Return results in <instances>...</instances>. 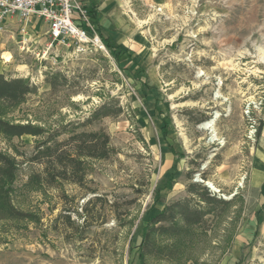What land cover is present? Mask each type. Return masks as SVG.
I'll return each mask as SVG.
<instances>
[{
    "label": "rangeland",
    "instance_id": "374dc122",
    "mask_svg": "<svg viewBox=\"0 0 264 264\" xmlns=\"http://www.w3.org/2000/svg\"><path fill=\"white\" fill-rule=\"evenodd\" d=\"M107 2L96 25L119 58L74 40L49 48L43 23L26 42L24 25L0 32V73L38 87L10 119L54 129L105 100L122 106L87 127L103 128L114 151L89 160L85 186L65 183L67 200L62 187L25 188L41 165L21 164L15 202L41 220L0 221V264H264V0ZM57 73L67 80L52 88ZM36 139L1 137L0 151L31 154ZM191 180L230 208L180 252L142 259L148 214L187 197Z\"/></svg>",
    "mask_w": 264,
    "mask_h": 264
},
{
    "label": "trees",
    "instance_id": "16d2710c",
    "mask_svg": "<svg viewBox=\"0 0 264 264\" xmlns=\"http://www.w3.org/2000/svg\"><path fill=\"white\" fill-rule=\"evenodd\" d=\"M85 7L96 23L97 12L94 5ZM100 36L105 46L116 52L115 56L119 58L121 49L114 46L101 32ZM60 76L64 81L67 80L64 75L58 73L48 75L46 80L53 88L56 87L57 77ZM37 90L38 87L29 78L0 73V138L23 135L37 138L31 154L19 151L17 147H14V153L0 151V221L38 223L41 220L37 213L24 210L15 202V182L22 163L41 165L40 170H33L28 175L25 188L46 193L49 188L62 187L61 198L67 200L68 194L63 189L65 183L85 186L89 160L106 159L114 151L110 135L103 128L90 130L87 127L103 117L121 113L122 106L111 102L115 99L103 101L83 119L70 120L54 129L10 119V111L20 106L29 94L36 93ZM261 131L260 127L258 136ZM19 156H22L23 160H20ZM187 191V197L165 204L153 215L148 214L140 242L134 245L142 259L150 252H158L166 258L180 252L185 244L192 241L196 231L204 227L209 215L219 218L222 215L219 206L230 208L233 202L212 193L203 183L192 180ZM92 192H95L94 189ZM97 199L99 197L95 200ZM59 217L65 218L67 227L68 219L70 224H73L68 215V206H64L63 212L57 218ZM165 237L171 238V244L159 242Z\"/></svg>",
    "mask_w": 264,
    "mask_h": 264
},
{
    "label": "built area",
    "instance_id": "2783aa9c",
    "mask_svg": "<svg viewBox=\"0 0 264 264\" xmlns=\"http://www.w3.org/2000/svg\"><path fill=\"white\" fill-rule=\"evenodd\" d=\"M16 15L20 23L32 16L42 18L47 25L49 48L55 44L69 45L74 40L80 45L94 44L105 49L96 23L79 0H0V32L5 30L6 20ZM22 32L24 42L28 41L24 26Z\"/></svg>",
    "mask_w": 264,
    "mask_h": 264
},
{
    "label": "crops",
    "instance_id": "0c3cea01",
    "mask_svg": "<svg viewBox=\"0 0 264 264\" xmlns=\"http://www.w3.org/2000/svg\"><path fill=\"white\" fill-rule=\"evenodd\" d=\"M79 1H81L84 4V6L94 5V8L97 12V19L95 21H98L99 18L101 19L103 15H105L104 12L107 9L106 7H108L109 5L107 0H79ZM39 23L45 24L43 19L37 16L30 17L29 20L24 23H20V20L18 19L17 15L6 20V26L9 28L10 27L19 28V26L24 25L25 29H27L28 34H31L33 32V29Z\"/></svg>",
    "mask_w": 264,
    "mask_h": 264
}]
</instances>
